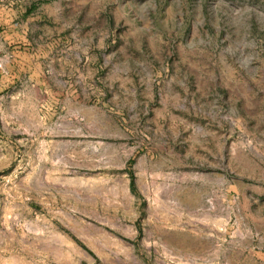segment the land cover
<instances>
[{
    "label": "rangeland",
    "instance_id": "rangeland-1",
    "mask_svg": "<svg viewBox=\"0 0 264 264\" xmlns=\"http://www.w3.org/2000/svg\"><path fill=\"white\" fill-rule=\"evenodd\" d=\"M31 3L0 264H264V0Z\"/></svg>",
    "mask_w": 264,
    "mask_h": 264
},
{
    "label": "crops",
    "instance_id": "crops-1",
    "mask_svg": "<svg viewBox=\"0 0 264 264\" xmlns=\"http://www.w3.org/2000/svg\"><path fill=\"white\" fill-rule=\"evenodd\" d=\"M31 2L32 0H0V91L19 80V76L25 77L26 71L33 65L34 55L27 44L25 31L31 21L42 18L36 12L47 8H34L36 4ZM28 84L22 87L21 94L31 103L41 88L36 83ZM12 116L14 117L13 114Z\"/></svg>",
    "mask_w": 264,
    "mask_h": 264
}]
</instances>
